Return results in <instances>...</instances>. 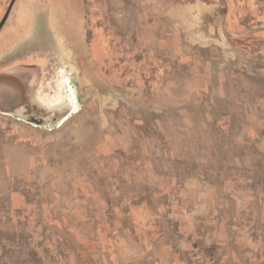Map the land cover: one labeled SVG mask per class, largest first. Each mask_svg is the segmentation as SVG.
I'll list each match as a JSON object with an SVG mask.
<instances>
[{
    "label": "rangeland",
    "instance_id": "rangeland-1",
    "mask_svg": "<svg viewBox=\"0 0 264 264\" xmlns=\"http://www.w3.org/2000/svg\"><path fill=\"white\" fill-rule=\"evenodd\" d=\"M4 19L0 67L43 63L31 102L73 103L54 128L0 113V264H264V0H0Z\"/></svg>",
    "mask_w": 264,
    "mask_h": 264
},
{
    "label": "water",
    "instance_id": "water-1",
    "mask_svg": "<svg viewBox=\"0 0 264 264\" xmlns=\"http://www.w3.org/2000/svg\"><path fill=\"white\" fill-rule=\"evenodd\" d=\"M4 21L5 19L0 24V29ZM36 67L34 64L22 60L0 67V113L25 118L33 124L48 127L44 125L48 123V119H44L40 123L33 121L30 115L26 118V113H29L31 108L37 109V106L35 107L37 103L31 102L32 96L37 93V86L40 82L39 70ZM66 117L67 112L56 119L52 127L59 126Z\"/></svg>",
    "mask_w": 264,
    "mask_h": 264
},
{
    "label": "flooded vegetation",
    "instance_id": "flooded-vegetation-1",
    "mask_svg": "<svg viewBox=\"0 0 264 264\" xmlns=\"http://www.w3.org/2000/svg\"><path fill=\"white\" fill-rule=\"evenodd\" d=\"M4 25V24H3ZM3 27V26H2ZM37 66H38V68L40 69V68H42L43 70H44V67L46 66L45 64H44V66H43V63H39V64H37ZM38 69V70H39ZM42 72V71H41ZM45 72V71H44ZM43 72V73H44ZM40 83V82H39ZM42 84V83H41ZM41 86V85H40ZM39 86V87H40ZM62 95L64 96L63 98H61L62 97ZM62 95L60 96V97H58V99H59V101L58 102H56V103H50L49 105H47V104H44V107H41V106H39V108H37L36 110H37V114L39 115V116H37L36 118H35V115L33 114V115H31V118L33 119V121H36V122H40V123H42V121L44 120V119H48V123H46V124H44L45 126H48L49 125V122H54L56 119H58L62 114H64V113H66V110H67V108L70 106V105H72V100L70 99V97H69V95H66L65 94V92L64 93H62ZM45 108V109H44ZM41 112L43 113V114H41ZM36 114V115H37Z\"/></svg>",
    "mask_w": 264,
    "mask_h": 264
},
{
    "label": "crops",
    "instance_id": "crops-1",
    "mask_svg": "<svg viewBox=\"0 0 264 264\" xmlns=\"http://www.w3.org/2000/svg\"><path fill=\"white\" fill-rule=\"evenodd\" d=\"M209 8H205V7H203V6H200L199 4L198 5H196L195 7H194V11H190V9L188 10V9H186V8H182V7H177V8H174V9H172L170 12H169V15H170V17H174V18H176V19H180V18H182L183 17V19H187V18H189V16L190 15H192L193 13H196L197 12V14L195 15V16H201L202 17V15H203V13H205V12H209ZM8 125V124H7ZM8 134H9V131L7 130V133H6V136H8ZM1 139H3V135H2V137H1ZM7 139V141H8V137L6 138ZM6 141V142H7ZM3 143V142H2ZM25 172V170H24V168L23 167H19V166H12V168H11V171H10V177L12 178V179H14V177L15 176H17V177H21L22 176V174ZM15 175V176H14ZM14 198H15V196H13L12 197V201H11V199H8L6 202H7V205H6V210H5V213H9V208H10V204H11V202L14 204ZM19 202V204H20V202L21 201H18L17 200V203ZM22 204H23V206H24V201H22ZM18 208H20V205H19V207ZM3 211H4V208H2V209H0V214L2 215V213H3Z\"/></svg>",
    "mask_w": 264,
    "mask_h": 264
},
{
    "label": "bare ground",
    "instance_id": "bare-ground-1",
    "mask_svg": "<svg viewBox=\"0 0 264 264\" xmlns=\"http://www.w3.org/2000/svg\"><path fill=\"white\" fill-rule=\"evenodd\" d=\"M69 112H70V111H69ZM69 112H68V113H69ZM68 113H67V114H68Z\"/></svg>",
    "mask_w": 264,
    "mask_h": 264
}]
</instances>
